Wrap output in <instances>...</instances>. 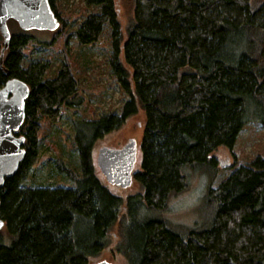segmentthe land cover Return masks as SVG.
Returning <instances> with one entry per match:
<instances>
[{"label":"trees","instance_id":"trees-1","mask_svg":"<svg viewBox=\"0 0 264 264\" xmlns=\"http://www.w3.org/2000/svg\"><path fill=\"white\" fill-rule=\"evenodd\" d=\"M131 2L123 27L117 0H87L99 10L72 32L92 44L109 25L113 73L129 94L120 114L75 121L82 174L68 169L72 187L24 181L43 121H57L63 105L81 101L78 80L67 61L45 79L46 64L24 65L28 30H10L5 50L0 31V86L15 77L30 87L25 119L14 131L25 136L26 155L0 188V264H89L113 245L127 264H264V156L213 186L221 170L213 153L233 148L247 123L264 124V0ZM50 3L60 18L56 0ZM139 113L140 189L123 197L98 177L91 150ZM194 175L205 192L190 225L167 213Z\"/></svg>","mask_w":264,"mask_h":264},{"label":"rangeland","instance_id":"rangeland-1","mask_svg":"<svg viewBox=\"0 0 264 264\" xmlns=\"http://www.w3.org/2000/svg\"><path fill=\"white\" fill-rule=\"evenodd\" d=\"M119 17L123 27L130 23L133 14L131 0H117ZM56 9L60 25L54 30L30 29L32 42L25 49L24 65L31 63L46 64L45 79L55 78L64 61H67L78 80L80 101L78 104L63 105L60 116L55 122L43 121L39 132L40 143L36 160L31 166L24 184L34 187H72L68 169L77 175L82 174L81 158L75 142V121L93 120L105 114H120L129 94L114 75L111 56L113 54V37L107 24L100 38L92 44H81L72 32L94 11L97 6L87 4V0H56ZM12 32L23 30L10 18L7 20ZM77 101V102H78ZM143 114L128 118L115 130L99 137L92 146V160L98 177L115 194L127 197L136 193L140 187L133 178L131 185L122 186L107 177L99 162L103 148L120 151L126 144L135 141L138 158L133 173L141 169ZM221 164L220 173L213 186L229 176L239 166L250 163L257 156H264V124L251 121L239 134L233 148L219 147L214 153ZM64 167L65 169L61 168ZM192 176V187L189 191L173 198L168 215L171 219L186 224H193L199 219L198 209L202 204L205 192L202 179ZM117 230L112 232L116 242ZM109 260L115 264H127L123 255L117 252L115 245L105 248L90 258L89 264Z\"/></svg>","mask_w":264,"mask_h":264},{"label":"water","instance_id":"water-1","mask_svg":"<svg viewBox=\"0 0 264 264\" xmlns=\"http://www.w3.org/2000/svg\"><path fill=\"white\" fill-rule=\"evenodd\" d=\"M10 18L17 20L24 30L34 28L54 30L60 25L50 0H0V31L5 42L3 50L11 39L7 24ZM29 93V85L15 77L9 78L0 86V188L4 186L7 177L17 173L20 162L26 155L25 136H17L14 131L20 128L25 119L26 99ZM137 158L138 148L133 140L120 151L103 148L100 151L99 162L108 178L122 186H128L133 182ZM4 225L5 221L0 216V230ZM96 264L115 263L102 260Z\"/></svg>","mask_w":264,"mask_h":264},{"label":"flooded vegetation","instance_id":"flooded-vegetation-1","mask_svg":"<svg viewBox=\"0 0 264 264\" xmlns=\"http://www.w3.org/2000/svg\"><path fill=\"white\" fill-rule=\"evenodd\" d=\"M127 145H128V144H126V145L124 146V148H126ZM124 148H123V149H124ZM127 149H128V148H127Z\"/></svg>","mask_w":264,"mask_h":264}]
</instances>
